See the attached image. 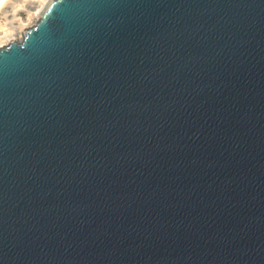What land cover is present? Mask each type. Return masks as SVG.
<instances>
[{
  "label": "water",
  "instance_id": "1",
  "mask_svg": "<svg viewBox=\"0 0 264 264\" xmlns=\"http://www.w3.org/2000/svg\"><path fill=\"white\" fill-rule=\"evenodd\" d=\"M0 264H264V0H50L0 47Z\"/></svg>",
  "mask_w": 264,
  "mask_h": 264
},
{
  "label": "bare ground",
  "instance_id": "2",
  "mask_svg": "<svg viewBox=\"0 0 264 264\" xmlns=\"http://www.w3.org/2000/svg\"><path fill=\"white\" fill-rule=\"evenodd\" d=\"M49 1L0 0V46L5 42H20L23 30L38 21Z\"/></svg>",
  "mask_w": 264,
  "mask_h": 264
},
{
  "label": "rangeland",
  "instance_id": "3",
  "mask_svg": "<svg viewBox=\"0 0 264 264\" xmlns=\"http://www.w3.org/2000/svg\"><path fill=\"white\" fill-rule=\"evenodd\" d=\"M34 25V24H33ZM32 25V26H33ZM9 43H7V42H5L4 44H1V46L0 47H3V46H6V45H8Z\"/></svg>",
  "mask_w": 264,
  "mask_h": 264
}]
</instances>
